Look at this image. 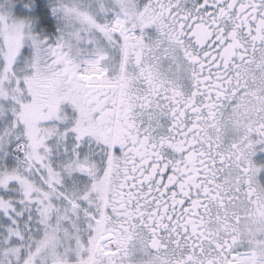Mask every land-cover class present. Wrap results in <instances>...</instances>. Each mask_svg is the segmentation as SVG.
I'll list each match as a JSON object with an SVG mask.
<instances>
[{
	"label": "snow or ice",
	"instance_id": "snow-or-ice-1",
	"mask_svg": "<svg viewBox=\"0 0 264 264\" xmlns=\"http://www.w3.org/2000/svg\"><path fill=\"white\" fill-rule=\"evenodd\" d=\"M0 264H264V0H0Z\"/></svg>",
	"mask_w": 264,
	"mask_h": 264
}]
</instances>
